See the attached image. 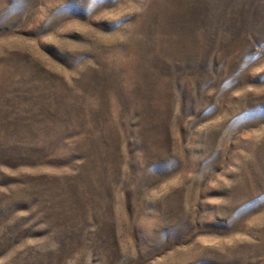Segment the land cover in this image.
<instances>
[{"label": "rangeland", "instance_id": "obj_1", "mask_svg": "<svg viewBox=\"0 0 264 264\" xmlns=\"http://www.w3.org/2000/svg\"><path fill=\"white\" fill-rule=\"evenodd\" d=\"M0 264H264V0H0Z\"/></svg>", "mask_w": 264, "mask_h": 264}]
</instances>
